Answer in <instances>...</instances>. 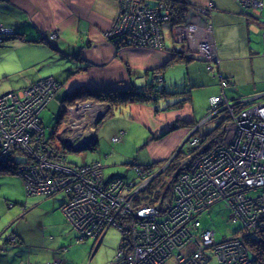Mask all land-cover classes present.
Listing matches in <instances>:
<instances>
[{"label": "built area", "instance_id": "1", "mask_svg": "<svg viewBox=\"0 0 264 264\" xmlns=\"http://www.w3.org/2000/svg\"><path fill=\"white\" fill-rule=\"evenodd\" d=\"M236 1L241 11L264 24V0ZM117 2L116 21L106 36L120 45L162 48L161 25L169 18L170 9L161 2L151 8L142 0ZM190 22L186 19L173 28L187 40L181 52L187 58L193 55L210 60L212 65L206 67L212 70L218 59L208 44L210 26L204 20ZM196 31L198 43L188 47L190 38H197ZM12 33V28L0 25V42ZM57 88L56 81L47 76L0 95V160H5L10 149L18 148L29 158L17 167L28 193L63 191L67 202L62 203V212L80 232L79 239L94 237L112 224L120 230L117 256L123 257L124 264H207L211 253L217 264H261L246 240L264 229V101H255L254 96L229 99L223 92L210 98L209 116L217 115V123L225 118L221 140L205 146L206 152L185 164L171 202L161 209L164 203L133 206L134 195L155 176L140 171L138 165L140 181L134 183L105 177L99 161L72 165L66 152H55L39 122L41 110L50 95L55 97ZM92 105L98 107L91 101H77L66 108L68 118L73 112L76 120L82 119L84 110L94 113L85 109ZM99 114L101 111L95 113ZM78 132L73 130L65 140L79 138ZM119 134L112 140H118ZM216 202L229 211L227 220L240 223L239 231L220 241L215 240L213 229H198L199 215ZM159 217L163 218L160 222Z\"/></svg>", "mask_w": 264, "mask_h": 264}, {"label": "crops", "instance_id": "2", "mask_svg": "<svg viewBox=\"0 0 264 264\" xmlns=\"http://www.w3.org/2000/svg\"><path fill=\"white\" fill-rule=\"evenodd\" d=\"M185 1L188 8L187 19L191 21L189 24H199L200 20L209 24L208 44L218 59V65L213 61L216 69L212 72L202 68L194 70L196 75L193 78H196L195 82H201L198 86H201L200 90L203 91L201 95L192 93L191 99L178 108L154 113L153 106L148 103L121 106L123 108L119 111V115H122L120 117H127L128 122L141 125L148 133L143 139L141 150L139 153L136 151L135 155L138 156L145 149L143 156L149 163L138 166L152 173L155 171L154 164L159 159L167 161L168 157H172L173 151L176 149L175 153L180 147L183 148L191 136L207 133L209 123L213 119L208 118L210 98L220 94L222 78L230 81L226 89H223L227 98L254 96L258 101L260 98L264 101V82L251 71V63L262 57V22L243 13L235 0ZM205 9L207 12H202ZM117 14V0H0V23L12 27L17 33L15 37L1 44L0 48L10 47L11 43L14 47L23 44L45 45V58L34 53H29V58L40 60L38 63L46 62L49 74L58 85L55 97L61 105L67 93L81 86L103 90L142 86L147 80L146 70L167 63L173 57L175 49L187 46L185 38L170 30L169 42L164 39L162 48L131 45L117 47V44L106 36L108 29L114 25ZM196 33L197 38H190L188 47L197 45L199 38L197 31ZM46 57L50 60L46 61ZM175 64L178 63L165 65L162 70L163 80L168 78L172 81L169 71ZM170 66L172 68L167 69ZM42 68L43 64L39 68H33L34 71L31 70L32 66L21 70V74L26 71L19 77L21 84H24L22 87L38 79L36 77ZM184 68L189 75L193 74L188 65ZM140 73L144 75L143 79L138 78ZM192 86H195V83ZM12 87L14 86L9 89H13ZM95 104L100 108L105 107V110L108 107L104 103ZM119 108L114 109L108 118L116 119L114 117ZM112 121V128L118 133L122 132L121 136L130 130L128 122L117 125V120ZM184 122L191 123L187 126L181 125ZM172 125L178 127L170 129ZM156 165L159 166L157 168L162 166ZM2 174L8 173H0ZM20 187L24 191V186ZM40 196L43 195L33 194L10 199L19 202V205L13 218L6 214L8 220L3 227L7 228L10 224H17L18 227L14 226L15 240L7 245L9 249L5 257L11 260L21 254L29 264H46V260L51 259H60L62 264H72L76 258L70 252L76 248L70 246L63 250L62 246L73 244V229L67 224L64 213L58 210L60 204H56L51 198L53 196ZM1 203L6 208L3 201ZM36 210L48 217L41 218L36 215V219H29L27 215ZM20 213L21 216L16 217ZM30 220L33 223L29 225ZM106 256L110 257L108 254ZM105 259L103 256L100 261ZM108 263H112V260L102 264Z\"/></svg>", "mask_w": 264, "mask_h": 264}, {"label": "rangeland", "instance_id": "3", "mask_svg": "<svg viewBox=\"0 0 264 264\" xmlns=\"http://www.w3.org/2000/svg\"><path fill=\"white\" fill-rule=\"evenodd\" d=\"M148 1L149 3L153 2V0H148ZM262 16L264 17V8H263ZM169 31H170V25L169 24L163 25L164 39L167 42H169V39H170ZM13 43H14V39H13ZM119 46H123V45L119 44ZM178 46H180V44H178ZM45 51H46L45 45H41V46L31 45L30 46L28 44H23V45H18L14 47L11 43L10 47L0 48V95H2L3 93L5 94L7 92H10L11 91L9 89L10 86H14L12 87L13 89L19 90L25 86L30 85L29 83H34L43 78H46L47 76H51L48 72V66L45 65L46 63L45 61L38 63L40 60L36 61V60L29 58V53L30 54L34 53L37 56H44L43 58H45V53H44ZM260 54L262 55V57H258L257 59L254 60L253 63H251V71L253 72V74L255 73V76L259 78V80L264 82V54L262 51H260ZM193 57H198V56H193ZM198 58H201V57H198ZM49 60L50 58L46 57V61H49ZM177 63L178 64L173 65L175 66L174 68H172L171 66L167 67V69L172 68L169 71L170 76L173 78L172 81L168 80V78H164L163 81H158L156 83L157 87L158 88L164 87L167 91H170V92L189 89L191 94L193 93L196 95H201L203 90H200L202 88L201 86H198L201 82L200 83L195 82L196 78H193V77L196 75V71L194 70L202 68L205 71L208 70L209 72H212L213 70L216 69V66H214L212 70L207 69L206 65L208 63L212 65V63L210 60L203 59V58L201 59L191 58L189 60L183 59ZM42 64H43V68L36 77L38 79L33 80L22 87V85L24 84H21L22 80L19 77L25 74L26 71L23 72V74H21L20 71L23 70L24 68H27L28 66H32L31 70H33V68L34 69L36 67L39 68ZM185 65H188L189 71H191L193 74L189 75L187 70L184 68ZM5 76L6 78L4 79ZM137 76L138 78H142V79L144 78V75H142L141 73L138 74ZM166 79L168 81H166ZM149 80H151V76H149L148 74L147 80L145 82L147 83ZM194 83H195V86H192L194 85ZM19 86L21 87L19 88ZM196 90H200V91H196ZM7 94H11V93H7ZM22 95H23V92L19 93V96L22 97ZM52 97L50 95V100H54V101L50 102L48 106H46L40 112V124L44 129L45 135H50L51 128L55 127L54 125L57 121V116L62 110V106L60 105V102L57 101V98L56 97L52 98ZM176 99H179V97L172 96V97H168L167 101L173 102ZM260 99L262 100V98ZM255 101H258L256 97H255ZM164 102H165L164 100L159 99L156 101V104L160 106ZM68 104L69 103H67V101L64 102V106L66 108L73 106V104L71 105H68ZM103 108L105 107L100 108V107H96L95 105L87 106L85 109H93L94 113L93 111L84 110V112L82 113L83 115L82 119L76 120L74 118L75 113L73 112L69 115V120L68 121L66 120V122H65V118H68V114L67 112L64 111L65 118L62 124L58 128V130H61V131L57 132L58 134L60 133L57 136V140L59 141L65 140V138L69 137L72 134L73 130H77L81 132V131H89L91 128L95 130V134L98 139V145L94 151L67 150V153H66L67 162L72 165H81L84 162L87 163V162L94 161L95 159H98L102 161V163L101 161L99 162L103 164L102 171L104 172L105 176H108L112 173L121 174V175L125 174L124 176H121V178H124L126 181H133L134 183H138L140 181V177L137 175L136 171L131 167L130 163L138 165V164H144V163L146 164L148 162V160H145L143 156V154L146 153L145 149L142 150L138 156L135 155L136 151H138L139 153V151L141 150L142 144L144 142L143 139L144 137L148 135V133L145 132V129L141 125H138L134 122H128L127 117L125 116L120 117L122 115H119V111L121 108H123L121 106L116 111V115L114 117L116 119H113V117H111L110 119L108 117L107 118L104 117L105 119L102 122L97 123L92 126L93 123L91 122H92V118H94L95 116V113L97 111H101V113H103L105 111V109ZM88 117L91 122L90 121L88 122L86 120V118ZM112 120H117L115 121L117 125L126 124L128 122V126L130 128V130L128 129L129 131L127 132L126 135L121 136V134H119L120 137L118 136V140L116 141L112 140V135H115L116 133L118 134V131L115 128H112L113 126ZM216 124H217V119L213 118L209 123L207 132L214 129ZM67 127L68 129H66ZM194 129H195V126L193 130ZM189 140L190 142H185L184 144L185 148L180 147L177 150L178 152H181V156L175 160L173 167H171L170 169L166 171H163V173L160 175L161 179L168 181L169 179L171 180L173 176H175L174 181L172 183L176 182L177 180L179 182L180 175L183 174L182 173L184 171L183 167L185 166V164H180L179 162H182V160L186 157L192 160L193 158L195 157L197 158L198 156L206 152V150L203 151V149L206 146V143L201 141V136H195V137L191 136ZM195 145L197 147H194ZM198 148L200 149L198 150ZM174 151H173V154H174ZM14 157H16L15 162H21L25 158L24 154H21V153H14L13 158ZM168 158L167 160L171 159V158L170 159ZM11 161H13V159ZM165 162H166V159L165 161H163V159H159L158 162L154 164L155 171L151 173L154 175H157L159 173L158 170H160L161 167L165 166L164 165ZM156 164H159L162 166H160V168H157L159 166ZM177 167H179L178 170H176ZM163 169L164 167L161 170ZM0 176H1L0 177V235H1V233L10 234V232L14 231V226L18 227L17 224L15 225L10 224L7 228L5 226L3 227V224L7 223V220H8V218L6 219L7 217L6 214H8L10 218H13V216L17 213L16 207L19 205V202L12 201L10 199H14L15 197L23 198L28 195L31 196L34 193L30 194L26 191L24 180L19 175V172L17 174L8 173V174H2ZM158 177L159 176H156L155 178H158ZM20 185L24 186V191L22 190ZM153 186H155L158 189H161L159 182L157 184H153ZM57 192L58 191H56L55 193L49 194V196H53L51 198H53L56 204H58L59 206V204L61 205L62 199L65 197V194L63 192H58V193ZM40 197L45 198L44 196H40ZM1 201H3L6 208L3 207ZM165 208L167 209L166 205L161 206V209H165ZM58 210L62 211L61 208ZM38 211L40 210L31 212L30 214L27 215V217L29 219H36L35 217L36 215L40 216L41 218L48 217L44 213H39ZM228 213L229 211L223 205L222 202H216L213 205H211L209 209L205 210L202 216H200V221H201L202 226L204 227L208 226L211 229L215 230L214 236H215L216 241H220L223 236L226 238L231 237L240 228L239 222L227 220ZM19 216H21V213L18 214L16 217H19ZM32 223L33 222L31 220L28 222L29 225ZM67 224L70 226V228H72V225L69 221ZM256 230H260V228L257 227ZM261 231H264V229H261ZM261 231H256L255 233L259 235ZM8 237H11L10 239L12 240L13 235L11 236L9 235ZM119 241H120L119 231L115 227H110L104 234L100 246L96 248L97 250L95 252L93 251L91 255L92 260H90V253L92 251V246H93L92 239L89 241H86L85 243L71 245V246H74V248H76V250L71 249V252H70L73 255V257L76 258L75 261H72V264H102L106 261H111V260H112V263L110 264H118L116 261L117 258L115 257V255H116V249L119 245ZM93 248H95V246ZM107 254L110 257L107 258L106 256ZM211 255H212L211 259L209 260L207 264H217L216 263L217 259H216L215 254L211 253ZM103 256L106 259L103 261H100V259ZM4 258L5 259L3 260V262L5 264H25V259L22 257L21 254L18 255L17 258L15 257L11 258V260L8 259L7 257H4ZM58 260L60 261V259ZM52 261H53L52 259L46 260V264H49Z\"/></svg>", "mask_w": 264, "mask_h": 264}, {"label": "trees", "instance_id": "4", "mask_svg": "<svg viewBox=\"0 0 264 264\" xmlns=\"http://www.w3.org/2000/svg\"><path fill=\"white\" fill-rule=\"evenodd\" d=\"M144 1V4L149 8L151 7H155L156 5H158V3H163L165 6H167L170 9V15L169 18L165 21L162 22L161 28H162V41H163V46H164V33H163V25H165L166 23H168L170 25V30H172V28L176 25H179L181 23H183L186 19H187V14H188V8H187V2L185 0H156L155 2L149 3V1L147 0H142ZM243 12V11H242ZM263 12V11H262ZM244 13V12H243ZM246 14V13H245ZM261 21V20H260ZM1 26H4L3 24L0 23ZM5 27H10V26H6ZM12 28V27H10ZM13 33L10 36H4L3 40L0 42V45L5 43L6 40L15 37V35H17V33L14 31V29L12 28ZM117 47H119V44H117ZM189 60L191 58H187L185 57L182 53H178L177 51H175L173 53V57L170 59V61H168L165 64L156 66L154 68H151L149 70L145 71V75L151 76V80H149L147 83L143 84L142 86L139 87H126V88H121V89H114V90H103V89H95V88H89V87H85V86H81L78 87L77 89H74L72 92L67 93V95L65 96V98L63 99L61 105H62V110L59 113V115L57 116V121L55 123V127L51 128V133L50 135H45L44 132V136L45 138L49 141V143L51 145H53L54 148H59L61 149L62 152H66L67 153V146L66 145H62L61 140L58 142V145H56V143L54 142V138H53V134L57 129V127L60 126V124L64 121V108H63V104L64 102L67 101V103H69L68 105L71 104H75L77 101H91L93 103H104L106 104L108 107L104 112V115L101 116L99 118V120H97L95 122V124L102 122L105 118L104 117H109L112 115V111L120 106H126L128 104L131 103H148L149 105L153 106L154 108V113L162 111V110H170V109H174V108H178L180 106H182L184 103L188 102L191 99V93L189 89H184V90H177V91H167L164 87L162 88H158L156 83L158 81H163V75H162V70H164V68L166 67V64L169 63H177L181 60ZM207 66V65H206ZM207 68V67H206ZM222 80H224V84L222 85L220 82V87L222 90H220V93H224L223 89H226V87L230 84V81L227 78H222ZM30 84V83H29ZM12 90V89H10ZM9 90V91H10ZM15 90V89H13ZM172 96H176L179 97V99H176L173 102L167 101L168 97H172ZM164 100L165 102L162 105H157L156 101L157 100ZM236 100L240 99V98H235ZM49 104V103H48ZM48 104H46V106H48ZM210 104V102H209ZM45 106V107H46ZM44 107V108H45ZM209 111H210V106H209ZM217 116V115H215ZM215 116L210 117L208 116V118H215ZM224 117L221 118V121H219L215 128L212 129L211 131L205 133L204 135L201 136V141H203L204 143H206V147H210L213 143L221 140V135L224 132ZM191 122H184L181 125L183 126H187L189 125ZM40 124V122H39ZM41 125V124H40ZM177 125H172L170 126V129H174L177 128ZM92 134H93V139L90 143V145L88 146V149L91 151H94L97 148L98 145V139L97 136L95 134V130H92ZM121 134V132H120ZM164 134V133H162ZM57 139V138H56ZM188 142H190V140H187ZM60 146V147H59ZM185 148V146H183ZM190 149V148H189ZM14 153H21L23 154L18 148L13 147L12 149L9 150V155L6 156L5 160H0V173H11V174H17L19 171L17 169L18 165H23L26 164V162H28L29 158L25 156V158L23 159V161L21 162H15L16 157L13 158V154ZM181 156V152L176 151L171 159L168 161V163L164 166V169L162 171H159V173L157 175H155L150 183L147 185V187L143 190H139L136 195H134L133 199H132V204L134 207H138L141 205H157V204H161L164 203V205H166L167 203L171 202V199L173 198V187L174 185L178 182V180L174 183H172L174 181L175 176H173L171 178V180L169 179L168 181H165L164 179H161L160 175L163 173V171H166L168 169H170L171 167H173L174 162L177 158H179ZM13 159V161H11ZM189 158H184L182 160V162H179L180 164H186ZM98 160L95 159L94 161L91 162H87V163H92V162H97ZM86 163V164H87ZM85 164V162L83 163ZM131 167L136 171L135 166L137 164H132L130 163ZM103 169V166L101 167ZM179 167L176 168V170H178ZM141 171V168H140ZM137 175H138V171H136ZM104 174V172H103ZM125 175V174H124ZM121 174H116V173H112L110 176H104L105 177H119L121 178V176H124ZM156 176H159L158 178H155ZM123 181H126L124 178H121ZM159 182V185L161 186V189L156 188L155 186H153V184H157ZM63 192V191H61ZM36 195H43V196H47V194H36ZM49 196V195H48ZM66 196L62 199L61 205L63 202L66 201ZM67 202V201H66ZM60 205V208L62 209V206ZM209 207H207L205 210L209 209ZM204 210V211H205ZM204 211L199 215V230L202 229H211L210 227H204L201 224L200 221V216L203 215ZM163 218L159 217L157 219V221H161ZM122 220H120L121 222ZM72 225V224H71ZM106 226V225H105ZM103 228V230L97 234L96 236H83L82 239H79L81 234L80 232L72 225L73 232H74V237H73V244H80V243H85L86 241L89 240H93V246H92V251L90 253V257L93 253V251L95 252L97 249V243L100 239V237L104 236V234L106 233V231L110 228V227H115L119 233L120 230L118 229V226H113L112 224L110 226H106ZM214 230V229H213ZM239 231V230H238ZM5 235V236H4ZM13 235L12 240L10 239L11 237L8 236ZM121 235V234H120ZM214 235H215V230H214ZM2 240H0V264H5L3 262V260L5 259L4 257L7 256V251H8V246L10 243L14 242L15 240V235L13 232H10V234H2ZM215 237V236H214ZM222 239H226V237H222ZM247 241V245H249V248L251 251L255 252L258 254V259L260 260L261 264H264V231H261L259 233V235H251L248 237ZM101 242V241H100ZM70 243H68L67 245L62 246V248H65L63 250H66L67 248H69ZM95 246V248H93ZM118 249V247H117ZM117 249H116V255L115 257L117 258L116 261L118 264H124V259L122 256H117ZM249 250V249H248ZM249 250V252H251ZM255 250V251H254ZM2 261V262H1ZM54 261H56V259H53V261L49 264H52ZM60 263L62 264V262L60 261ZM25 264H29L28 261H25Z\"/></svg>", "mask_w": 264, "mask_h": 264}, {"label": "water", "instance_id": "5", "mask_svg": "<svg viewBox=\"0 0 264 264\" xmlns=\"http://www.w3.org/2000/svg\"><path fill=\"white\" fill-rule=\"evenodd\" d=\"M188 58H195V59H201V58H198V57H193V56H190ZM100 117H101V114H100ZM99 117V118H100ZM77 136H79V138H73L72 141H66V140H63L64 142V145L67 146L68 150H73V151H84V150H88V146L90 145L92 139H93V134L91 132H87V133H80L78 132L77 133ZM102 239V236L100 237L98 243H97V247L98 245L100 244V241Z\"/></svg>", "mask_w": 264, "mask_h": 264}, {"label": "flooded vegetation", "instance_id": "6", "mask_svg": "<svg viewBox=\"0 0 264 264\" xmlns=\"http://www.w3.org/2000/svg\"><path fill=\"white\" fill-rule=\"evenodd\" d=\"M177 49H178V50H177ZM177 49H175V51H177L178 53H182V52H181V50H182V46H180V47L177 48ZM175 51H173V53H174ZM63 105H64V104H63ZM63 108H64V111L67 112L66 107L63 106ZM103 115H104V112L101 113V116H103ZM99 117H100V114L97 115V116L95 115L94 118L92 119V122L89 120V117L86 118V120H87L88 122L90 121L91 123H93V124H92V126H93V125H95V122H96L97 120H99ZM66 120L68 121L69 118H65V122H66ZM61 124H62V123H61ZM61 124H60V125H61ZM58 128H59V127H57V129H56V131H55L54 133L52 132V134H53V138H54V140H55L54 142L56 143V145H58V142H59L56 138H57V136L60 134V133L58 134L57 132H58V131H61V130H58ZM66 129H68V127H67ZM61 142L64 144V142H63L62 140H61ZM59 143H60V142H59ZM59 147H60V146H59ZM54 150H55V152H62L61 149H59V148H55Z\"/></svg>", "mask_w": 264, "mask_h": 264}, {"label": "bare ground", "instance_id": "7", "mask_svg": "<svg viewBox=\"0 0 264 264\" xmlns=\"http://www.w3.org/2000/svg\"><path fill=\"white\" fill-rule=\"evenodd\" d=\"M93 130V129H92ZM92 130H90V132L92 133ZM168 161L169 160H167L166 162H165V164L164 165H166L167 163H168ZM187 163H189V162H187ZM164 167V166H163ZM160 171H162V170H160Z\"/></svg>", "mask_w": 264, "mask_h": 264}]
</instances>
